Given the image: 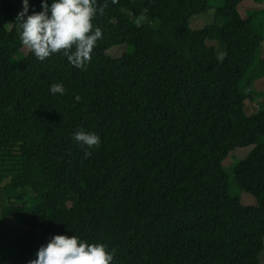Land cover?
Here are the masks:
<instances>
[{
    "label": "trees",
    "instance_id": "trees-1",
    "mask_svg": "<svg viewBox=\"0 0 264 264\" xmlns=\"http://www.w3.org/2000/svg\"><path fill=\"white\" fill-rule=\"evenodd\" d=\"M245 1L106 0L80 69L36 59L17 31L23 0H0V264H28L54 235L105 244L111 264L264 262V103L244 113L264 80V0L244 18ZM41 10L28 0L26 15ZM80 130L100 137L87 158ZM247 147L231 190L224 162Z\"/></svg>",
    "mask_w": 264,
    "mask_h": 264
},
{
    "label": "clouds",
    "instance_id": "clouds-1",
    "mask_svg": "<svg viewBox=\"0 0 264 264\" xmlns=\"http://www.w3.org/2000/svg\"><path fill=\"white\" fill-rule=\"evenodd\" d=\"M117 2L112 0L113 4ZM107 7L106 0L101 6H97V0H52L50 6L41 0L42 10L26 15L28 0H23V10L16 18L17 31L23 46L39 61L62 54L72 66L84 69L98 40L102 39V30L94 29L93 20L98 14L103 15ZM146 13L144 9L138 23L145 19ZM49 90L53 95H63L66 91L62 83L52 84ZM79 99L77 96L76 100ZM73 139L86 146L85 158L91 155L87 149L98 148L101 143L95 132L83 130L77 131ZM114 251L109 252L102 243L89 244L76 235H54L39 247L36 259L28 264H111Z\"/></svg>",
    "mask_w": 264,
    "mask_h": 264
},
{
    "label": "rangeland",
    "instance_id": "rangeland-1",
    "mask_svg": "<svg viewBox=\"0 0 264 264\" xmlns=\"http://www.w3.org/2000/svg\"><path fill=\"white\" fill-rule=\"evenodd\" d=\"M230 1L232 4L234 3V0H229V2ZM253 4L254 3L252 2V0H246L242 5H238V10L242 17L244 18L246 17V14H245L246 7L245 6L252 7ZM209 7L212 8L213 6L210 5ZM259 7L261 8V10L264 9V3L260 5ZM211 14H212V11H209L207 14H204L201 18L192 20L190 22V28L200 29L204 24L209 23L211 21ZM145 22L146 21H142L141 25ZM134 45L130 44L128 46L115 47L109 50L107 54L112 59H117L124 53L131 52L132 49L134 48ZM215 48L217 50V46H215ZM217 57L219 60H222L223 53L217 50ZM262 59H264V44H262L258 50L256 59H255L256 64H259V62ZM249 95L251 99L245 100V103H244V113L245 114H250V113L255 112L259 108V106L262 103H264V80H259L255 82L251 87ZM251 151L252 149L248 147L243 148V149H237L235 150L233 154H230L227 160L224 162V169L228 177L229 187L231 190H233V187H235L232 182L233 181L232 174H233L234 166L239 164L243 160H245L246 157L250 155ZM238 195L240 196L241 202L244 205H254L255 204V201L251 195L246 194L245 192H241V193L238 192ZM261 263L264 264L263 260H261Z\"/></svg>",
    "mask_w": 264,
    "mask_h": 264
}]
</instances>
